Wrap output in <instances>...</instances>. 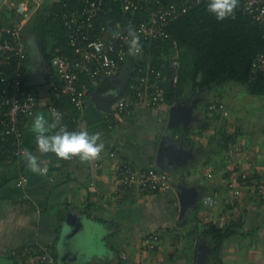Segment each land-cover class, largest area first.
I'll list each match as a JSON object with an SVG mask.
<instances>
[{"label": "crops", "instance_id": "1", "mask_svg": "<svg viewBox=\"0 0 264 264\" xmlns=\"http://www.w3.org/2000/svg\"><path fill=\"white\" fill-rule=\"evenodd\" d=\"M20 1L4 0L0 7H17ZM40 4L36 0L32 7ZM33 63L29 57L30 70ZM129 66L91 81L88 106L80 113L79 128L100 133L104 142L99 166L77 158L52 163L43 157L31 131L35 115L25 123L24 147L47 165V175L33 173L21 156L0 159V264H19L11 251L28 244L52 247L58 261L64 257L63 264H197L198 243L204 241L200 236L212 226L234 231L222 245L223 264H264L263 87L258 81L189 87L180 100L137 105L110 128L107 121L113 115L97 107L91 90L113 93L114 100L132 79L133 73L129 78L123 74ZM40 80L38 84L48 85L49 80ZM48 89H37L44 102L36 114L51 121ZM179 101L197 102L188 127L169 126L170 106ZM214 103L228 113L211 107ZM171 141L190 154L165 168L170 189L140 192L119 185L117 168L123 160L139 169L163 168L157 164L159 148ZM178 191L196 196L183 202ZM209 196L215 203L205 202ZM94 231L101 235L103 249L89 240ZM152 235L158 237L155 247L148 244Z\"/></svg>", "mask_w": 264, "mask_h": 264}, {"label": "built area", "instance_id": "2", "mask_svg": "<svg viewBox=\"0 0 264 264\" xmlns=\"http://www.w3.org/2000/svg\"><path fill=\"white\" fill-rule=\"evenodd\" d=\"M204 2L208 0H86L81 9L64 11L61 17L67 29L66 42L55 44L50 50L54 70H51L48 82L47 101L51 113L59 111L62 114L60 126L69 131L79 130L80 113L88 106L90 86L87 80L113 76L127 64L137 74L132 75L127 90L113 100L110 110L113 116L108 118V127L112 128L118 117L137 105L168 103L167 77L163 70L152 64L149 57L147 61L141 60L147 54L146 43L157 46L159 42L170 40L168 27L171 23ZM243 7L264 32V0H244ZM32 8L27 1H20L17 5L22 15L20 21L15 27L0 31V141L4 146L11 145L10 158L19 157V150L25 148V123L36 114L43 99L38 90L27 82L29 44L24 28L36 7ZM116 8L122 18L114 19L112 16ZM129 22L140 35L143 46L140 56H130L124 39H114L109 31H115L117 25L123 30ZM173 47L176 49L170 59L172 76L169 81L172 88L177 83L180 68L179 50L175 43ZM256 81L264 85V49L252 63L250 82ZM66 99L70 100L73 109L64 105ZM217 106L224 108L223 104L211 105ZM224 111L228 113L225 108ZM103 154L94 161L95 166L100 165ZM109 154L114 157L116 152L110 151ZM117 176L121 187L140 192H157L172 187L167 169L158 166L139 169L127 159L119 164ZM95 184V180L90 182L91 186ZM119 191L116 190L117 193ZM260 192L264 197V184ZM205 202L213 204L215 197L209 196ZM157 238L156 235L149 238L150 247H155ZM11 255L19 264H58L52 247L43 244L13 249Z\"/></svg>", "mask_w": 264, "mask_h": 264}, {"label": "trees", "instance_id": "3", "mask_svg": "<svg viewBox=\"0 0 264 264\" xmlns=\"http://www.w3.org/2000/svg\"><path fill=\"white\" fill-rule=\"evenodd\" d=\"M86 0H56L49 7L43 3L33 13L29 23L36 31L40 50L45 62L53 71L51 47L66 42L67 29L64 27L61 14L64 11L81 9ZM208 2H204L175 20L168 27L171 39L159 42L157 46L146 43L147 54L141 60H149L156 67L163 70L167 77V99L180 100L187 88L212 89L215 86L232 81L249 82L252 63L258 53L264 49L263 27L256 23L252 16L243 7L244 0L235 11V18L218 21L207 11ZM21 13L17 7L4 5L0 7V31L7 27H15L20 21ZM114 19L122 18L121 12L116 8L112 12ZM35 21V22H34ZM28 23V24H29ZM28 24L25 26L26 31ZM35 29V30H34ZM26 36V35H25ZM179 50L180 68L179 77L175 87L169 85L172 72L170 59L175 53L173 44ZM68 50V48L66 47ZM136 75V71L132 70ZM92 86L91 80H87ZM264 89V85L259 82ZM66 107L73 109L70 100L65 101ZM11 145L4 146L0 141V159L9 157ZM52 163H70L59 159L53 153L42 154ZM16 159V157H13ZM73 160V159H72ZM234 234L230 227L212 226L203 231L200 236L210 247L211 252L207 262L209 264H223L222 245L224 241ZM58 259V256L55 255ZM59 264V261H58Z\"/></svg>", "mask_w": 264, "mask_h": 264}, {"label": "clouds", "instance_id": "4", "mask_svg": "<svg viewBox=\"0 0 264 264\" xmlns=\"http://www.w3.org/2000/svg\"><path fill=\"white\" fill-rule=\"evenodd\" d=\"M239 5L240 0H208L207 11L214 15L218 21H224L235 18V11ZM109 31L114 39H124L128 45L130 56L142 55L143 46L140 35L131 22L123 30L120 29V25H117L115 31L111 29ZM125 32L126 35L123 34ZM43 102L41 101V103ZM61 116L59 111H55L51 114L50 121L43 113L35 114L31 131L35 134L39 152L42 154L53 153L57 158L65 161L77 158L82 163H90L98 159L105 148L101 134L90 133L83 126L79 130L69 131L60 126ZM18 154L33 173L40 176L47 175V165L42 166L38 156L27 148L20 149Z\"/></svg>", "mask_w": 264, "mask_h": 264}, {"label": "water", "instance_id": "5", "mask_svg": "<svg viewBox=\"0 0 264 264\" xmlns=\"http://www.w3.org/2000/svg\"><path fill=\"white\" fill-rule=\"evenodd\" d=\"M3 2L4 0H0V6L3 4ZM40 76L41 82H46L51 79V68L48 66V64L46 65V73L42 71ZM91 93L97 107L104 111L111 110L110 103L113 101V98L115 96L113 93H99L96 90H91ZM196 105V101H194L192 104L186 101H179L172 104L170 106L169 126L174 127L178 124H182L184 127H188L194 119V110ZM189 154L190 153L186 151V148H180L179 146H177V143H174L172 141L168 143L162 142L159 148L157 164L163 168H167L171 164L184 159V156ZM192 191L195 190L193 189ZM178 192L182 201L187 197L189 199H192L196 196V193L194 192H187V194L185 195L181 191ZM193 193L195 194V196ZM198 250L197 264H209L207 262V258L208 252L211 250V247L205 241H200L198 243ZM63 259L64 257H61V259L59 260V264H63Z\"/></svg>", "mask_w": 264, "mask_h": 264}, {"label": "rangeland", "instance_id": "6", "mask_svg": "<svg viewBox=\"0 0 264 264\" xmlns=\"http://www.w3.org/2000/svg\"><path fill=\"white\" fill-rule=\"evenodd\" d=\"M28 1H29L30 5H33L36 2V0H28ZM39 1L41 2L40 6L43 3H46V5H48L50 7L53 4V2H55L56 0H44V1L43 0H39ZM9 7H14V5L9 6ZM29 21H28V23H29ZM33 24L34 23H29L28 26H27L26 31H24L26 37H30V39L28 41V43H29V57L34 62L32 64L33 67L31 66V70L29 69V72H28V73L32 74V77H30V79H28V77H27V82L38 89V87H40V86L48 87V85L47 84H41L40 85V84L37 83V81H39L40 78H41V76H40V74H39V72L37 70V67H40L39 62L40 61L42 62V60H43L42 58L43 57H42V54H41V51H40V46L38 44L39 41H38L37 33H36V31L32 30L33 29V27H32ZM131 70H132V66L131 65L128 68L124 69V71H123L124 73L123 74L125 75V77L129 78L131 76V74H132ZM40 73H41V71H40ZM43 91L45 93L46 89L44 88ZM112 105H113V103H112ZM111 114H113V113H111ZM100 231H102V229H100ZM90 236L91 237H89V240L94 241L97 244H99V242H100L101 249L104 248V244H103L104 241L100 238V236H101L100 234H98L97 232L94 231L93 233H90Z\"/></svg>", "mask_w": 264, "mask_h": 264}, {"label": "flooded vegetation", "instance_id": "7", "mask_svg": "<svg viewBox=\"0 0 264 264\" xmlns=\"http://www.w3.org/2000/svg\"><path fill=\"white\" fill-rule=\"evenodd\" d=\"M39 64H40V67H39L37 70H38L39 74H41L40 71L42 72L44 69L46 70V65H47V63L45 62V59H44V61H42V62L39 63ZM193 102H194V101H192L191 104H192Z\"/></svg>", "mask_w": 264, "mask_h": 264}]
</instances>
